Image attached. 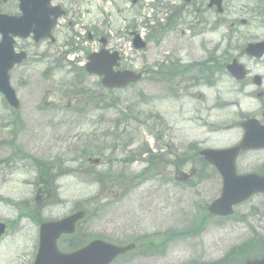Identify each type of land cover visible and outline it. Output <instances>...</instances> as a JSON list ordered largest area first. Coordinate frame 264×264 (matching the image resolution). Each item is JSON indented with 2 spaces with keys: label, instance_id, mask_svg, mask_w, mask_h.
I'll list each match as a JSON object with an SVG mask.
<instances>
[{
  "label": "rangeland",
  "instance_id": "1",
  "mask_svg": "<svg viewBox=\"0 0 264 264\" xmlns=\"http://www.w3.org/2000/svg\"><path fill=\"white\" fill-rule=\"evenodd\" d=\"M76 2L80 11L78 26L59 25L54 30V43L23 41L21 45L27 47L29 57L24 66L10 72V83L20 102L15 112L18 131L22 132L21 140L26 142L28 158L26 175L13 177L11 174L0 179V221L7 225L0 236V264H31L37 248L39 223L58 219L76 209H85L88 216L78 223L73 235L58 240V246L68 250L72 244L81 245L92 239L117 245L135 244L133 250L112 264H213L244 243L262 242L264 194L254 195L239 204L231 216L217 218L208 215L206 206L218 197L220 178L212 173L211 177H206L198 161L183 163L186 168L182 170L193 172L185 183L173 180L177 173L173 168L159 165L138 176L149 165L147 149L153 141L150 134H157L151 119L155 109L170 125L161 127L158 133L164 136L156 141L171 144L174 150L171 156L187 154L190 142L204 139L199 129L187 128L179 110L174 113L183 99L182 90L168 97L169 89L159 87L157 81L145 76L139 84L125 90L105 91L94 76H84L82 90H91L95 100L74 99L72 92L78 87L73 82L76 75L73 76L68 65L65 69L58 68L62 59L74 62V57L75 61L79 58L77 62H83L85 52L79 50L64 56L68 50L67 39L75 32L73 46L77 42L91 50L94 45L82 39L84 26L90 21L102 22L103 18L96 9L93 15L88 14L87 8L93 10V7L87 6L84 0ZM147 3L148 0H142L138 7L129 9L130 0H107V35L113 42L122 41L123 62L129 66L136 60L151 59L149 41L143 51L137 52L130 49L129 40L121 34L134 27L146 36L149 29L146 27L156 24L160 15L151 12L149 18ZM244 3L246 0H239L236 5ZM13 7L14 4L10 8ZM133 14L138 16L133 17ZM161 17L158 23L163 22L166 13ZM146 20L148 22L144 23ZM175 20L184 21L187 28L179 25L175 28L177 32H173V28L161 34L177 35L178 40L183 41L167 38L162 45L166 48L174 43L182 48L183 57L186 53V58L199 57L202 49L212 51L221 40L220 34H211L206 27L192 26L193 33H190L191 16L177 14ZM194 36H197L196 41L212 39L213 43L205 47L202 39L204 43L193 42L191 48L185 40ZM233 44L238 48L242 42L235 40ZM54 63H58L56 68ZM51 65L54 70L49 69ZM163 94L164 100L151 102V96ZM240 106L243 110L248 108L247 100L241 99ZM12 114L0 95V132L9 130L6 126ZM226 115L227 111L220 112L219 119L226 120ZM239 135L238 129L213 134L206 138L205 145L225 147L237 141ZM0 149V155H7L3 146ZM247 158L241 159L240 172L245 171L247 160H264V150ZM36 160L39 169L34 165ZM261 163L264 161L256 166ZM59 172L57 177L51 178ZM47 180H50L49 185ZM25 198L28 204L23 209L24 204L18 202Z\"/></svg>",
  "mask_w": 264,
  "mask_h": 264
},
{
  "label": "flooded vegetation",
  "instance_id": "2",
  "mask_svg": "<svg viewBox=\"0 0 264 264\" xmlns=\"http://www.w3.org/2000/svg\"><path fill=\"white\" fill-rule=\"evenodd\" d=\"M13 1L15 0L8 2H1L0 0V11L12 13L10 12V3ZM97 1L100 2V6L107 3V0ZM217 1H219L218 4ZM236 1L238 0H212L211 4V0H164L163 7L167 9V18H165L164 24L151 26L149 30V44L152 48L149 51V57L151 59L148 60L147 69H145L144 63L141 64V68H138L140 71L148 70L150 73L158 74V78L153 79L158 80L157 85L159 87L169 89L171 94L182 90L180 96L183 99L174 113L177 114L179 110L181 121L187 124V128H197L199 133L205 136L233 132L241 121L247 119H255L257 125L264 127V51L256 57L244 50L247 43L264 41V0H256L255 3L247 0L243 6L239 5L238 9L235 4ZM87 2L90 6L91 0H87ZM131 3L133 5L131 4L130 9L134 5L136 6L138 2L135 0ZM57 5L62 6L61 2H58ZM101 13L105 14L103 9H101ZM177 14L191 16L189 22L191 24L189 26L190 33H193L192 26L206 27L211 34H217L222 29L224 31L222 37L227 39V44L223 46L222 50L219 49L222 43H216L217 46L212 51L204 48L202 49L203 55L201 53L199 57L186 58L188 55L186 53L184 56L186 59L181 56L182 48L175 46L174 43L164 48L162 43L167 38L170 41L174 39V42L183 41H179L177 35L164 36V34H161L173 28V32H177L175 28L179 25H186L187 28L184 21L177 23L175 20ZM103 30H106V27L103 29V25L102 28L101 26L96 28L94 25L89 24L88 39L97 42L99 37L103 36L101 34ZM231 34L237 36L238 39L241 35L243 36L245 44L242 49L235 48L231 44ZM195 37L197 36L190 37L191 40H185L189 41L188 46L193 42L200 41L201 43L205 41V47L213 43L212 39L204 40L201 38V40L196 41ZM106 43L108 45L109 40H106ZM118 45L109 48L119 49ZM191 48H193L192 45ZM225 58H227V61H225ZM233 59L242 67L238 76L227 72L225 67L226 63ZM137 65H139V62H137ZM128 67L127 65L121 68ZM166 73L171 75L172 78L161 77ZM169 92L168 94H170ZM241 99L247 100L248 108L245 110L241 109ZM225 110H227V120L218 121L219 113ZM155 122V126L162 127L161 123ZM164 124L166 127L170 126ZM21 138H23L22 132L16 130H10L0 138V146H3L7 153L5 156L0 155V179L7 178L11 174H14L13 177L17 174L26 175V142ZM153 146L155 150L160 152V155L164 154L163 152L166 153V151L170 152L168 144H160L154 141ZM246 152H240L238 157ZM184 161L186 162V159ZM165 163L167 166L172 164L169 160ZM173 165L176 170L186 168L183 164L179 166V164L173 163ZM259 167V172L263 171L264 163H261ZM18 204H24L22 208L25 209L28 204L27 199H20ZM19 214L26 215V212H19Z\"/></svg>",
  "mask_w": 264,
  "mask_h": 264
},
{
  "label": "water",
  "instance_id": "3",
  "mask_svg": "<svg viewBox=\"0 0 264 264\" xmlns=\"http://www.w3.org/2000/svg\"><path fill=\"white\" fill-rule=\"evenodd\" d=\"M20 9L23 15L17 17L0 16V33L2 40L0 42V92L13 106L17 107V101L13 91L8 85L7 71L14 63H18L24 57L23 53L14 54L12 51V40L8 34L26 37L32 25L34 39L48 35L50 23L46 17L41 15V9H45L48 0H20ZM134 46L142 48L143 43L137 38L134 40ZM89 63L86 64V70L90 73H97L103 76L102 82L108 87H121L129 81H135L139 78L131 72L112 74L111 67L115 64L116 54H108L101 51L98 54L89 56ZM244 148V145H240ZM235 153L237 149H234ZM231 151V150H230ZM205 158L217 164V169L222 175V189L220 197L214 200L208 207L211 214L226 216L231 214L232 205H235L256 192H264V176L254 175L248 177L235 176L233 167L226 168L221 164V160L228 151L206 150L202 152ZM82 216L77 212L61 221L43 224L39 229V245L37 254L32 264H109L110 261L119 254L132 248V245L118 247L105 243L100 240H93L88 245L72 253H60L55 246V240L61 233H71L75 221ZM3 227L0 225V233ZM244 264H264V257L260 259L247 260Z\"/></svg>",
  "mask_w": 264,
  "mask_h": 264
},
{
  "label": "trees",
  "instance_id": "4",
  "mask_svg": "<svg viewBox=\"0 0 264 264\" xmlns=\"http://www.w3.org/2000/svg\"><path fill=\"white\" fill-rule=\"evenodd\" d=\"M264 255V240L244 243L229 251L221 260L213 264H242L248 257Z\"/></svg>",
  "mask_w": 264,
  "mask_h": 264
}]
</instances>
